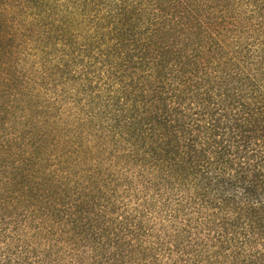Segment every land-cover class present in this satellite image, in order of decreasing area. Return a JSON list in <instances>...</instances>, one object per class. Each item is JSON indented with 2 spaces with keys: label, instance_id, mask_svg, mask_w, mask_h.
Wrapping results in <instances>:
<instances>
[{
  "label": "trees",
  "instance_id": "16d2710c",
  "mask_svg": "<svg viewBox=\"0 0 264 264\" xmlns=\"http://www.w3.org/2000/svg\"><path fill=\"white\" fill-rule=\"evenodd\" d=\"M0 264H264V0H0Z\"/></svg>",
  "mask_w": 264,
  "mask_h": 264
}]
</instances>
